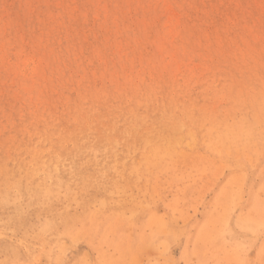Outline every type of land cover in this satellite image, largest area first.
<instances>
[{"label":"rangeland","instance_id":"1","mask_svg":"<svg viewBox=\"0 0 264 264\" xmlns=\"http://www.w3.org/2000/svg\"><path fill=\"white\" fill-rule=\"evenodd\" d=\"M220 263L264 264V0H0V264Z\"/></svg>","mask_w":264,"mask_h":264},{"label":"bare ground","instance_id":"2","mask_svg":"<svg viewBox=\"0 0 264 264\" xmlns=\"http://www.w3.org/2000/svg\"><path fill=\"white\" fill-rule=\"evenodd\" d=\"M216 131V130H215ZM244 132V131H243ZM217 133V132H216ZM226 135V134H225ZM213 139H214V137H212ZM227 138V137H226ZM233 137H231V139H232ZM203 139V138H202ZM201 139V140H202ZM215 139H216V137H215ZM219 140V139H218ZM202 143V142H201ZM224 149V148H223ZM210 152V151H209ZM203 153V152H202ZM211 153H213V152H211ZM199 154H200V151H199ZM203 155H204V153H203ZM184 156V155H183ZM204 158H205V155H204ZM213 160V159H212ZM258 197V196H257ZM257 199V198H256ZM259 199V198H258ZM255 209V208H254ZM253 210V209H252ZM248 211H249V209H248ZM255 211H256V209H255ZM262 212V211H260V210H257L255 213H257V212ZM253 213V212H252ZM258 214V213H257ZM263 214V213H262ZM250 215H253V214H251V211H250ZM258 216V215H257ZM230 224V223H229ZM261 229V228H260ZM14 230V229H13ZM225 230V229H224ZM226 231H227V229H226ZM225 231V232H226ZM12 234H14V233H12ZM228 235V234H227ZM229 236V235H228ZM230 238V237H229ZM233 242V241H232ZM228 249V248H227ZM237 249H238V247H237ZM228 251V250H227ZM237 251V250H236ZM232 254H233V256H232ZM231 254V257H230V259L232 258L233 259V261L235 260L236 261V259H234V253H232ZM221 256V255H220ZM224 257V256H223ZM219 258V257H218ZM215 261H217V263H218V260H215ZM224 261H226L227 263L229 262L228 260H225V258H224ZM230 262H232V260H230ZM229 262V263H230ZM236 263V262H235ZM221 264V263H220Z\"/></svg>","mask_w":264,"mask_h":264}]
</instances>
